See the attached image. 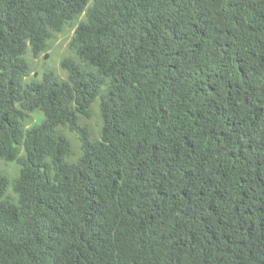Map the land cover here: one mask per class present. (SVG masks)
I'll return each instance as SVG.
<instances>
[{"label":"trees","instance_id":"1","mask_svg":"<svg viewBox=\"0 0 264 264\" xmlns=\"http://www.w3.org/2000/svg\"><path fill=\"white\" fill-rule=\"evenodd\" d=\"M0 163V264H264V0H0Z\"/></svg>","mask_w":264,"mask_h":264},{"label":"rangeland","instance_id":"2","mask_svg":"<svg viewBox=\"0 0 264 264\" xmlns=\"http://www.w3.org/2000/svg\"><path fill=\"white\" fill-rule=\"evenodd\" d=\"M73 31L74 28L69 29L65 34L59 35L55 41L51 42L49 50L43 53L39 59L34 60L29 54L26 55V60L29 62V64H31L32 76L34 75L35 78L38 79L44 73V71H53L60 78H64L65 74L60 70L59 62L66 57H71L67 50V46ZM45 57L46 59H44ZM80 123L89 128L93 139H98L100 121L98 117L97 105L93 106L92 115L90 118L82 119ZM64 134L65 137L70 141L74 154L78 155L79 147L75 136L66 131H64ZM0 172L5 173L9 177L11 185V182L15 178L14 175L17 172V165L15 163H0ZM9 191L10 188H8L7 194Z\"/></svg>","mask_w":264,"mask_h":264},{"label":"water","instance_id":"3","mask_svg":"<svg viewBox=\"0 0 264 264\" xmlns=\"http://www.w3.org/2000/svg\"><path fill=\"white\" fill-rule=\"evenodd\" d=\"M44 59H46V57Z\"/></svg>","mask_w":264,"mask_h":264}]
</instances>
